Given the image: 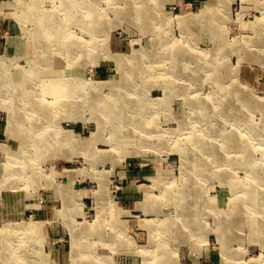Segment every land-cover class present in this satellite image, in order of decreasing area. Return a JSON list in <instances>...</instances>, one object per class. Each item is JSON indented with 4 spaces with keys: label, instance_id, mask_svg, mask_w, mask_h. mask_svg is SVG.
I'll return each mask as SVG.
<instances>
[{
    "label": "rangeland",
    "instance_id": "obj_1",
    "mask_svg": "<svg viewBox=\"0 0 264 264\" xmlns=\"http://www.w3.org/2000/svg\"><path fill=\"white\" fill-rule=\"evenodd\" d=\"M14 1L0 0V73L8 71L13 84L31 61L45 65V78L73 74L88 85L116 79L119 59L125 71L116 83L129 92L110 100L117 89L105 87L67 109L71 115L61 111L42 124L45 136L56 135L57 124L83 144L62 145L40 161L13 158L18 139L6 131V105L24 139L33 108L27 119L16 96L0 97V264L8 238L22 259L14 264H264V136L244 154L232 139L239 125L259 134L264 127V0H92L103 28L92 34L66 24L72 40L84 44L70 61L33 39L28 0L21 7ZM127 3V16L114 11ZM59 5L41 0L46 13L57 14ZM135 10L146 17L142 31ZM32 47H44L47 59ZM231 74L259 100L228 94ZM74 79L68 88L75 94ZM190 95L205 109L186 120L187 103L196 98ZM114 106L115 124L106 116ZM95 118L106 129L91 145ZM254 190L262 199L255 210L247 195ZM97 191L113 206L98 209ZM28 223L39 229H25Z\"/></svg>",
    "mask_w": 264,
    "mask_h": 264
},
{
    "label": "bare ground",
    "instance_id": "obj_2",
    "mask_svg": "<svg viewBox=\"0 0 264 264\" xmlns=\"http://www.w3.org/2000/svg\"><path fill=\"white\" fill-rule=\"evenodd\" d=\"M24 2L25 0H18V1L15 0L13 4H15L16 7H21V6H24ZM95 6L96 4L92 3V0H61V5L55 8V11L57 12V14H50V13H46L47 10L42 8L41 0H28L25 6L27 13H28L27 18H32L36 21V28L35 30L31 32V35L33 39H35V41L37 42H40L43 40L48 41L49 44L53 46L51 48H54V50L57 49L59 51V54L64 59L66 58L67 60L70 61L71 58L72 59L76 58L74 54H78V56H80L83 53L84 44L80 40H77L75 37H74L75 39L72 40L73 38H71L69 33H67L66 31L67 30L66 24L68 23L77 24L80 26V28L87 29L92 34L97 33L99 29L103 28L102 23L105 22V18L102 16L101 12L97 11V6L96 7ZM127 7H128V3L124 6L118 5L117 8H114V11L127 16V11L129 10ZM142 11L137 10V13H136V10H135L136 25L141 31L144 28L143 18L145 17V15L146 17L148 16L147 14L148 12L146 10L144 11L143 9ZM141 12L145 13V15H142ZM23 17L26 18V16H23ZM248 41L249 40L245 41V43H247ZM79 42L81 43V46ZM91 47L94 48L95 46L93 45ZM32 48H31L32 49L31 51L34 52L35 49L34 47ZM90 48H88L87 50H89ZM36 51L39 55V58H38L39 60L47 59L48 53L44 49V47L43 48L39 47L38 49L35 50V52ZM72 51L76 53H72ZM152 56L154 58L159 57L158 55H156V53L155 55H152ZM1 59H2V56H0V68L3 64V61ZM155 61L158 62V59ZM31 63H32V66H31L30 71H26V74H24L20 80L18 81L14 80V84H13V79H11L8 71H3V73L2 72L0 73L1 75L0 97L1 96L7 97V96H11L10 94H13L14 96H16V99L20 101L18 103L19 104L18 107L19 109L22 110L24 117H27L28 114L31 115V117H33L31 113L32 108L34 111V115H36L35 117H33V121L29 120L31 123L29 127L30 130L27 132L26 138L24 139L22 137H18L16 133L15 128L18 124V119H17L16 113L14 112V108L8 105L5 106L6 110L8 111L6 131L9 134L14 135L16 140L17 139L19 140V141L17 140L18 148L15 150V152L11 153V156L15 159L16 158L19 159L20 157V158H24V160L27 161L30 159H35L36 156L38 155L37 160L40 161L44 158L46 159L47 158L46 155L48 154L52 156L54 150L59 149V147H61L62 145L63 146L69 145L71 149L73 148L82 149L81 147H82L83 141L75 137L73 138L70 133L67 135L66 130L64 131L62 128L60 130L57 124L56 126L51 125L54 128V130L57 132L56 135L51 133L50 134L51 138L49 136H45L43 132L38 131V129L41 128L40 126L42 124L44 125V127H46L49 121L53 122L54 120L53 118L56 117L57 114H59L61 111L63 114L71 115L72 114L71 110L66 111L67 109L77 107L76 105L80 99L87 98L89 96L91 97L93 93L94 94L99 93L100 90H102L105 87L111 90L117 89L118 93H115V95L111 96L112 99L110 100H115L116 97H121L120 95L121 93L127 94L129 92L128 87L123 88V86H120L116 83L118 78L121 77L120 76L121 73L125 71L123 63L119 59L117 60V68H118L119 75L116 79L114 78L111 80L97 81L94 83H90L89 85L87 83H84L83 80L79 79V77L77 78L73 74H68V75H63V76H60L59 74L53 77L45 78V76L42 75V71L39 70L41 66H45V65L36 64V63H33L32 61ZM67 63H68L67 66L69 67L76 65V64H71V62H68V61ZM234 69L235 68H233V70ZM53 71L60 72V70L59 71L53 70ZM198 73L197 74L194 73V74L198 75ZM231 75L232 77H235V78L231 80L232 82H234V84L231 86V89L230 88L228 89L229 91L228 94L232 95V92H236L237 94H240V96H242L244 99H246V101L253 100V99L259 100L253 95L252 93L253 91L251 90V88H241L238 84H236L237 83L236 74H231ZM73 78H75L74 82H76L77 84L79 83L80 85V86L76 85L75 90L77 91L75 92V94L71 93L70 89L68 88L69 86L68 84H70L69 82ZM63 86L64 87L67 86V88L64 89L62 88ZM224 87L225 86H222V88ZM198 91H200V89ZM198 91L195 89L194 93ZM90 93L92 94L90 95ZM38 94L40 96H38ZM46 94H50L51 96H53V100L49 101L45 99L44 96ZM183 95L184 96L182 97H185V100H186L187 96H185V94ZM190 97H196V96L190 95ZM34 99L35 101H33ZM104 99L102 98L100 100L103 101ZM160 99L162 100V98ZM200 99H201L200 97H196L194 98L193 103L191 102L187 103V106H186L187 112L185 113L186 120L194 116V114H197V115L198 113L204 114L202 109H205V108L202 106V104H199ZM111 103L112 102L108 103V105ZM0 105L2 104L0 103ZM117 106L122 107L123 102L119 103V105ZM194 108L196 109L194 110ZM197 109H199V111H196ZM43 114L46 115L47 117L44 118ZM120 114H122L121 111H119V115ZM106 116L110 118V122H114L115 124V120H114L115 119V106L114 108L113 107L108 108V111L106 112ZM95 120H96V130L92 133L91 139L89 140V143L91 145L95 144V139L99 138L100 131H103L106 129L105 124L102 123V120L98 118H95ZM185 122L182 121L183 127L181 128V130H184L183 128H184ZM250 128H253L254 131H256L255 127L253 126H249L247 127L248 130L247 129L245 130L240 125L237 126V128H235L234 130L235 134H233L234 136L232 137V139H234L235 143L233 145L236 146L238 151L242 154L245 153L244 151L248 152V150L251 149L250 144H256V145L260 144L259 138L261 135L264 136V127L262 128V133L260 132V134L259 132L255 133L254 131H251ZM29 139H32L33 142H28ZM223 139L225 140L226 136H224ZM248 139L251 141H249ZM243 141L245 142L247 141V143ZM226 144H227L226 142L223 144L224 148L227 147L225 146ZM31 147H33L34 150H30ZM227 152H230L229 149ZM203 154L208 155L209 150L208 151L203 150ZM250 155H252V153H250ZM248 159L249 160L247 161L253 162L254 164L257 162L255 159L252 160V156L249 157ZM65 170L66 171H64L62 175L67 178H72L73 177L72 175H74L73 172H68L71 169H65ZM253 170L258 171L256 166L253 168ZM261 170H264V168L261 167ZM54 174L55 172L53 173L52 171L51 175L53 176ZM259 181L264 182V178L260 179ZM256 182L257 180L255 179V181L249 182L248 186L250 188H253L256 185ZM99 194L102 195L103 192H100ZM247 195L251 197V201H252L251 204L254 206V208L252 209L253 210L258 209L255 207V203L261 202L260 200L262 199L257 195V192L254 190V191H251ZM95 198H96V204H97L96 207L98 209L106 205L111 206V207L113 206L112 201L111 202L107 201L106 197L98 196V191L95 195ZM115 222L118 224L117 221ZM260 225L263 226V224H260ZM116 227L118 228L117 225ZM25 229L29 231H37L39 229V225L34 224V223H28L25 226ZM262 229L263 228L260 227V229L256 230L255 232L261 231ZM5 249H6L7 255H4L3 264H14L15 262L17 263L22 262V259L18 254L16 255L15 253L14 254L12 253V250L15 251L16 249L11 244L10 238H8L6 241Z\"/></svg>",
    "mask_w": 264,
    "mask_h": 264
}]
</instances>
